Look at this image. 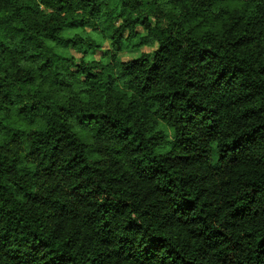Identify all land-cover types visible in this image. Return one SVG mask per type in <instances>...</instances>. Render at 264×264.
<instances>
[{"label": "clouds", "instance_id": "1", "mask_svg": "<svg viewBox=\"0 0 264 264\" xmlns=\"http://www.w3.org/2000/svg\"><path fill=\"white\" fill-rule=\"evenodd\" d=\"M0 264H264V0H0Z\"/></svg>", "mask_w": 264, "mask_h": 264}]
</instances>
